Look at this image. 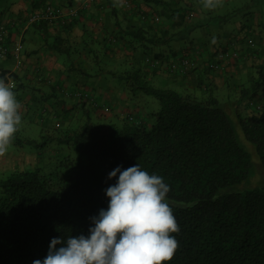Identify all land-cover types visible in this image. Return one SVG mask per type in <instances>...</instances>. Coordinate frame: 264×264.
<instances>
[{
    "label": "trees",
    "instance_id": "16d2710c",
    "mask_svg": "<svg viewBox=\"0 0 264 264\" xmlns=\"http://www.w3.org/2000/svg\"><path fill=\"white\" fill-rule=\"evenodd\" d=\"M143 65L115 73L130 93L157 99L148 119L133 114L135 122L129 113L108 117V107L93 97L96 106L67 119L71 123L62 132L43 134L58 150L53 172L42 173L39 164L2 172L0 264H32L47 255L51 238L87 235L90 217L108 206L104 189L116 181L108 173L137 163L170 186L167 199L180 225L172 235L179 247L164 264H264V180L249 182L258 167L264 172V59L252 66L247 86L232 88L233 96L240 94L233 102L200 83L199 94L156 87ZM244 101L253 104L246 113L237 107ZM94 107L106 116L94 117ZM233 123L243 131L241 143ZM23 141L44 149L45 141Z\"/></svg>",
    "mask_w": 264,
    "mask_h": 264
},
{
    "label": "crops",
    "instance_id": "0c3cea01",
    "mask_svg": "<svg viewBox=\"0 0 264 264\" xmlns=\"http://www.w3.org/2000/svg\"><path fill=\"white\" fill-rule=\"evenodd\" d=\"M124 1L95 0L85 6V0H0V23L7 30V40L19 41L21 48L19 67L12 55L0 58V76L15 81L14 91L22 104L20 128L28 127L30 122L41 130L51 126L61 128L80 118L83 108L93 107L89 101L66 95L64 91H88L110 110L91 108L94 117L100 111L107 116L133 112L143 121L142 118L148 119L150 111L141 107V100L134 99L135 94L126 90L134 96L131 99L125 92L114 90L111 79L118 78L115 72L120 64L124 69L147 63L143 69L151 83L168 86L174 82L197 94L195 89L200 91L201 87L229 86L232 91L242 84V75L249 78L254 71L252 66L264 59V25L259 26V22L263 24L264 0H244L243 5L250 10L234 23L236 27L225 23L239 6L227 14L218 12L214 15L217 20H213L201 8L205 2L200 0H128L129 6ZM229 1L232 0H220L215 8ZM47 4L78 6V15L65 23L59 19L26 22L28 15ZM181 15L184 27L179 26ZM153 16L160 21H153ZM136 31L138 37L134 38L132 32ZM251 31H255L257 39L262 38L260 43L254 39L252 47L247 44ZM192 33L196 34L191 37ZM220 49L236 50L240 57L224 61L218 69H210L208 65L216 62L215 54ZM181 56H192L197 67L185 72L169 69V62ZM147 58L159 63L153 66L145 62ZM97 61L102 66L96 65Z\"/></svg>",
    "mask_w": 264,
    "mask_h": 264
},
{
    "label": "clouds",
    "instance_id": "9594fccd",
    "mask_svg": "<svg viewBox=\"0 0 264 264\" xmlns=\"http://www.w3.org/2000/svg\"><path fill=\"white\" fill-rule=\"evenodd\" d=\"M220 0H205L215 8ZM15 84L0 76V155L8 152L22 123V104ZM104 189L107 208L90 217L88 234L57 236L47 255L32 264H164L179 247L173 233L180 225L169 205L170 186L164 177L149 173L140 164L122 170L117 165Z\"/></svg>",
    "mask_w": 264,
    "mask_h": 264
},
{
    "label": "rangeland",
    "instance_id": "374dc122",
    "mask_svg": "<svg viewBox=\"0 0 264 264\" xmlns=\"http://www.w3.org/2000/svg\"><path fill=\"white\" fill-rule=\"evenodd\" d=\"M200 1L203 3L205 2V0H200ZM248 1H251V0H248ZM240 2H237L236 0H232V1H229L227 4L222 5L218 9L207 8L205 6L204 7L201 6V8L203 9L204 12L207 11L209 13V15L213 16L212 17L213 20H217V17L214 15H217L218 12H224L225 14H227V13H230L232 11L231 10L232 8L239 6L240 8L238 10H235V12L230 13L231 19L229 18L228 22L226 21L227 23H225L228 27H232V26L236 27V25L234 23L237 20H242V18H244L246 16L245 13H248L247 11L250 10V9H246L245 5H243L244 0H242L241 3ZM194 19L196 20V18H194ZM263 22H264V15H263ZM261 25H262V22H259L260 27H261ZM254 32L255 31H252L249 35L253 41H254V39L256 40L258 38L257 34L255 35ZM195 34L196 33H192L191 37ZM191 58H193V57L191 56ZM259 63L260 62H258V64ZM15 64H16V62H15ZM20 65L21 64H19V65L16 64V67H19ZM120 68H122V66H120ZM242 77H243V80L241 81L242 84H244V86H247L248 75H242ZM111 82L114 85V88H115L114 90L119 91L121 93L125 92L126 95L128 94L126 92V90H129V88L124 89V87H123L124 83L119 82L118 78L115 77L114 79H111ZM154 86L162 87V88H172V89H175L179 92H183V91L186 92L188 90V89L181 88L180 86H178L174 82L170 83L168 86H163V85H161V83H158V82L155 83L154 82ZM230 88L231 87H229V86H225L222 88L212 87L211 89H212V91L215 92V94L218 96L219 99H221V97H222V99L225 98L226 102H229V101L233 102L234 99H236L240 96V94L236 93V95L233 96L231 94ZM195 90H196V92L200 93V91L198 89H195ZM133 97L131 99H133ZM134 99L141 100V102H140L141 107H143L146 111H152V110H156L158 108L157 99L151 95H148V93L147 94H145L143 92H139L138 94L136 93ZM246 101L242 102L241 104H239L237 106L238 109L241 110L243 113L248 112L249 109H251V107H253V104L250 103L251 101L248 102V104ZM101 113H103V112L100 111L97 115L99 117L102 116V118L105 117V115H102ZM128 113L129 112L123 113V114L126 115ZM117 114H119V113H117ZM130 114L133 116V113H129V115ZM98 116H96V117H98ZM108 117H110V116H108ZM76 118L78 119L79 116ZM94 119L95 118H93V120ZM66 127H67V123L64 124V126L61 128H58V126H55V127L51 126L50 128H46L45 130L44 129L41 130L40 129L41 127L38 126L34 122L28 123V127H26V128H23V127L20 128L19 127V130L17 131V133H20L23 135L15 134L14 139H13L12 143L10 144L9 150L7 152V154L10 152V156L6 157L7 154H4L2 156V158L0 159V162L2 163V168H3L2 172L7 171V170L11 171L14 169L32 168L34 166H37L38 164L42 166V170H41L42 173L48 175L50 172H53L54 169H56V165H57V161H58V160H56V158L57 159L59 158V155L55 156V154H56V152H58V150L55 149V147L51 146V144L52 145H54V144L52 142L50 144V140L48 139V137L43 136V134L45 132L49 133V134H56L57 131L62 132ZM234 128H235L236 135H237L236 138H238L239 142L242 139H245L244 138L245 136H244L243 131L241 130V127L239 126V124H234ZM30 136H33V137L36 136V139L38 140L37 141L38 144L43 143L45 141L44 142L45 145L43 146L44 147L43 151H40L42 149H39L36 145H30V144H27V142L23 141V138L27 140V139L31 138ZM17 141H23V142L20 143ZM55 145L58 146L57 148H60V147L65 148L66 147L65 144H63V145L62 144H55ZM2 172H0V177H2ZM262 180H264V172L262 171V169L260 167H258L255 175L250 179L249 182H250V185L253 186V185H256V184L262 182ZM248 185L249 184H247V182H246V187H249Z\"/></svg>",
    "mask_w": 264,
    "mask_h": 264
},
{
    "label": "built area",
    "instance_id": "2783aa9c",
    "mask_svg": "<svg viewBox=\"0 0 264 264\" xmlns=\"http://www.w3.org/2000/svg\"><path fill=\"white\" fill-rule=\"evenodd\" d=\"M95 0H85L84 5L88 6L89 3L94 2ZM125 5L129 6V1L125 0ZM78 6H67V7H62V6H55L48 4L44 6L42 9L37 10L32 12L30 15L27 16L26 22L28 24H32L35 22L39 21H48V22H53L54 20H61L62 22H65V20H69L72 18H75L78 15ZM153 21L159 22L160 18L157 16H153ZM8 34L7 30L4 26V24L0 23V58H5L8 55H12L15 60L16 64L19 65L21 64V57H20V42L19 41H13L9 42L8 40ZM248 44L250 46L254 45V41L249 38L247 40ZM216 57V62L211 63L208 65L210 69H218L219 67L222 66V63L224 61H227L229 59H238L240 57V53L236 50L232 51H227V50H218L215 54ZM146 62L151 63V65L155 66L159 63L157 60H149L148 58L146 59ZM169 69L172 71H181L185 72L187 69H193L197 67V62L195 59L188 57V56H181L177 59H173L169 62L168 64ZM7 81L14 82L15 81L12 78H8ZM16 85V84H15ZM66 95H71L74 97H81L84 101H89L90 103L94 104L96 106V103L94 102L93 96L89 92H81V91H64ZM131 119L135 122L136 119L134 116L131 117Z\"/></svg>",
    "mask_w": 264,
    "mask_h": 264
}]
</instances>
